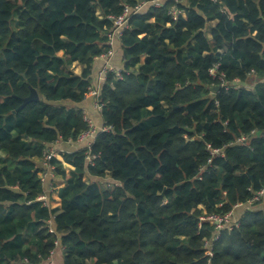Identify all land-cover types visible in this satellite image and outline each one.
Returning a JSON list of instances; mask_svg holds the SVG:
<instances>
[{"label":"trees","instance_id":"trees-1","mask_svg":"<svg viewBox=\"0 0 264 264\" xmlns=\"http://www.w3.org/2000/svg\"><path fill=\"white\" fill-rule=\"evenodd\" d=\"M144 1L0 0V264H46L57 239L64 264H209L202 215L264 188V0H163L119 39L125 68L102 89L95 164L88 148L54 157L61 207L39 199L35 158L90 128L76 104L94 61L111 49L113 17ZM212 69L228 88L212 91ZM32 88L41 99L18 111ZM240 222L222 230L214 264H264V208Z\"/></svg>","mask_w":264,"mask_h":264},{"label":"crops","instance_id":"crops-1","mask_svg":"<svg viewBox=\"0 0 264 264\" xmlns=\"http://www.w3.org/2000/svg\"><path fill=\"white\" fill-rule=\"evenodd\" d=\"M215 24V23H214ZM209 35L211 36V28L208 30ZM114 52L110 57H97L93 64L92 72V88L103 89V86L106 80L103 78L101 71L105 65H110L114 69H124L125 68V56L123 47L119 40L114 42L113 45ZM74 65L77 67L75 71L77 73L82 72V65L79 62H75ZM77 69V70H76ZM264 80V79H263ZM260 81V80H257ZM262 81V80H261ZM96 98L91 93H88L87 97L80 103L76 104L79 109L85 112L87 119L93 124L98 131L105 127V120L103 116L102 109L96 106ZM93 138L78 139L76 141H60L57 144L53 145L52 148L57 152V158L62 160L63 154L65 152H73L80 149L87 148L89 143ZM40 166V176L43 180L44 192L39 197L45 205L50 206L51 208L61 207V198L59 191L65 185V179L56 172V166L52 165L50 161H46L43 158H35ZM64 166L68 173H70L74 167L68 163H64ZM85 179L89 181V177L86 175ZM108 185V184H107ZM113 188L114 185H109ZM44 197V198H43ZM264 197V196H263ZM260 208H264V202L258 205ZM248 207L244 204L238 206L234 209V218L233 220H240L243 217L244 213L248 211ZM52 226L55 228L54 221ZM54 259L57 264H64V252L62 248L57 247L54 253Z\"/></svg>","mask_w":264,"mask_h":264},{"label":"built area","instance_id":"built-area-1","mask_svg":"<svg viewBox=\"0 0 264 264\" xmlns=\"http://www.w3.org/2000/svg\"><path fill=\"white\" fill-rule=\"evenodd\" d=\"M163 0H150V1H144V2H140L139 4L136 5L135 8L131 7V6H127L123 13L118 15L117 17H113L114 20V26L113 29L110 33V40L109 43L111 44V49L101 55L100 57H110L113 52V45L114 42L121 39L124 31L126 28L129 27L130 25V20L133 14H135L138 11H141L143 8H145L148 4H154L156 7H160L162 4ZM214 1H218V0H214ZM176 9V10H175ZM173 10V13L175 14V18H177L179 11L177 8H175ZM178 11V12H177ZM124 69H114L112 66L110 65H105L101 71V74L103 76V78L105 80H107L108 75L110 74V72H114L116 77L118 79H121L123 77L122 75V71ZM212 74H214L215 77L218 78V80L220 81V86L221 87H225L229 85V81L226 80V78L224 77V75H220L217 76L216 70L212 69ZM237 81V80H236ZM235 82V81H234ZM234 82H231V86H237L239 87V85H236ZM92 95L95 96L96 98V106L100 109L103 110L104 107V103L102 102V89H96V88H91L90 92ZM107 128L104 127L102 130H106ZM96 127L90 123V128L88 130H86L85 132H83L78 139H86V138H93L92 141L89 143L88 145V161L90 164L94 165L95 164V159L97 158V154H92V152H90L93 143L95 142L99 132ZM255 133V130L252 132ZM249 139L248 135H242L237 142H246ZM213 154H219L221 153L220 149H213L212 150ZM57 156V152L53 149L50 148L48 149L45 153H44V158L46 159V161H51V159H53L54 157ZM212 160H210L211 162ZM264 196V188L258 192H256V194L250 199L248 200V202L246 203H239L237 204L234 209L238 206H242V205H246L248 208V210H253L258 204H260L262 202ZM44 198V197H43ZM234 209L231 210L230 212H228L227 214H219V213H211L208 214L207 212H205L201 219L202 221H209L211 225L214 226V230H215V234L211 239H206L205 240V247H206V255L209 257V264H214L213 259L215 256V243L220 239L221 237V232L222 230L226 229V228H233V227H237L240 225V220H233L234 218ZM52 222L53 220H49V231L52 234H56V229L52 226ZM56 247L50 252V255L47 258V262L46 264H57V262L54 259V253H55V249L57 247L62 248L63 252H64V247L60 244V240L57 239L56 240ZM26 262H30V260L28 258L25 259ZM37 264H41V263H37Z\"/></svg>","mask_w":264,"mask_h":264},{"label":"water","instance_id":"water-1","mask_svg":"<svg viewBox=\"0 0 264 264\" xmlns=\"http://www.w3.org/2000/svg\"><path fill=\"white\" fill-rule=\"evenodd\" d=\"M75 13V12H74ZM236 85H244L246 86L247 83L244 81H235L234 82ZM221 89L220 85H216L212 87V91L213 92H217ZM41 99L40 93L38 92L37 89L32 88L31 94L24 99V103L20 106V108L18 109V111L22 110L23 108H25V106H27L29 103L34 102V101H39Z\"/></svg>","mask_w":264,"mask_h":264},{"label":"rangeland","instance_id":"rangeland-1","mask_svg":"<svg viewBox=\"0 0 264 264\" xmlns=\"http://www.w3.org/2000/svg\"><path fill=\"white\" fill-rule=\"evenodd\" d=\"M15 26H17V20H16V23H15ZM73 66H74V69L77 68L75 65H73ZM76 70H77V69H76ZM257 82H258V81H257L256 79H254V81L250 82V84L248 85V87H249V88H253L254 85L257 84ZM239 86H242V85H239ZM106 187H107V188H111V186H109V184L106 185ZM113 187H114V186H113ZM263 202H264V197H263ZM258 205H259V204H258ZM258 205H257L256 207H258ZM256 207H255V208H256ZM261 208H262V207H261Z\"/></svg>","mask_w":264,"mask_h":264}]
</instances>
